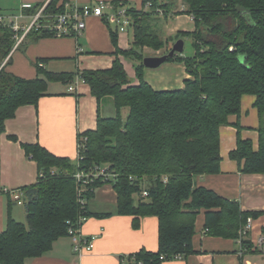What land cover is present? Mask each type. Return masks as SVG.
<instances>
[{
  "label": "trees",
  "instance_id": "1",
  "mask_svg": "<svg viewBox=\"0 0 264 264\" xmlns=\"http://www.w3.org/2000/svg\"><path fill=\"white\" fill-rule=\"evenodd\" d=\"M148 1L152 2L148 10L129 8L134 18L133 47L117 48L111 68L80 73L99 101L113 98L116 114H99L97 128L81 133L77 160L55 155L40 143H23L40 174L35 183L22 187L27 223L13 217L14 203L9 204L7 226L0 232V264H25L27 258L50 251L57 239L69 235L70 227L82 225L81 217L96 214L89 209V200L105 184L117 192V212L134 216L135 227L141 217L159 219L158 250L142 248L130 255L127 264H163L177 255L197 252L193 236L202 209L207 232L227 238L240 237L247 218L258 215L210 188L196 186L195 178L221 170L220 127L229 123L230 115H240L245 94L256 97L259 147L255 149L251 139L241 136L238 124L237 147L230 155L243 172L264 173V0H183L196 29L177 36H191L194 53L168 58L183 62L191 76L182 88L173 90H157L144 77L143 48L158 50L165 44L149 23L151 14H165L164 4L144 0V6ZM38 8L27 13L34 14ZM45 9L61 13L65 3L50 0ZM15 35L10 25L0 24V63L9 57L0 70V133L20 106L38 104L49 81L71 83L77 75L44 70L40 63L46 59L37 61L34 78L9 71L6 66L17 43ZM28 35L52 33L40 30ZM112 36L116 43L117 33ZM119 54L136 60L138 83L131 84ZM125 107L129 112L124 118ZM102 168L114 176L93 175L83 189L76 173H96ZM144 190L148 196L142 195ZM242 243L252 248L249 239Z\"/></svg>",
  "mask_w": 264,
  "mask_h": 264
},
{
  "label": "crops",
  "instance_id": "2",
  "mask_svg": "<svg viewBox=\"0 0 264 264\" xmlns=\"http://www.w3.org/2000/svg\"><path fill=\"white\" fill-rule=\"evenodd\" d=\"M106 1L125 3L143 9L144 0H61L72 5ZM165 14H151L149 23L164 40L161 49L145 47L149 55L167 53L177 41L173 36L196 29L193 16L186 12L183 0H161ZM50 0H0V14L20 15L24 26L31 22V15L23 4L47 5ZM118 3V4H119ZM116 4V3H115ZM167 29V36L164 35ZM113 32L117 33L114 42ZM20 33H23L21 31ZM28 34V33H27ZM24 36L11 53V63L6 69L25 78L38 75L37 61L46 59L40 65L50 72H75L71 83L49 81L48 89L37 105L20 106L16 115L6 120L5 131L0 133V232L5 230L10 202L13 217L17 215L16 201L10 190L35 183L39 177L37 161L29 156L23 143H40L55 155L76 161L79 154V136L90 129H96L98 115L112 116L111 107L104 109L103 102L92 94L91 88L81 76L85 69H108L117 57V48L133 47L134 26L124 32L106 19L88 17L87 26L78 36L52 35L37 37ZM184 52V50H183ZM182 52V55H185ZM131 84L139 82L135 70V60L119 54ZM43 77V75H41ZM144 77L157 90L182 88L190 78L185 64L179 61H166L157 68L145 67ZM75 90L70 91L69 87ZM256 97L245 94L241 101L240 115H230L229 123L220 127L221 170L218 173L198 175L196 186H204L219 195L239 202L242 210L257 212L253 226L247 236L252 248L243 247L238 238L211 235L205 227L206 211L202 209L196 218L193 247L197 251L187 257L166 260L163 264H264V244H259L264 236V173H246L241 164L233 159L231 151L237 147L240 134L251 139L255 149L259 147V113L255 106ZM114 103V100H113ZM125 108L122 109L124 111ZM128 109V108H127ZM129 109L124 118L128 115ZM111 113V114H109ZM15 136L17 140L13 139ZM118 195L111 184L96 189L89 200V209L96 213L88 217L81 226L85 236H95L94 247L82 253L75 252L73 239L66 235L57 239L50 251L38 257L26 259L25 264H127L130 255L142 248L156 251L159 248V219L150 215L140 218V225L133 224L134 216L117 212ZM19 204V203H18ZM98 213V214H97Z\"/></svg>",
  "mask_w": 264,
  "mask_h": 264
},
{
  "label": "built area",
  "instance_id": "3",
  "mask_svg": "<svg viewBox=\"0 0 264 264\" xmlns=\"http://www.w3.org/2000/svg\"><path fill=\"white\" fill-rule=\"evenodd\" d=\"M46 6L43 5L37 9V11L31 15V22L24 26L20 23V19L23 17V13L20 15H3L0 14V24H8L16 32L17 43L15 46L21 43L24 36L30 31H40L48 30L57 36H78L83 32L87 26V19L91 16L101 17L106 19L108 22L114 24L118 31L124 32L129 26H134V18L129 12L130 6L125 3H111L106 1H100L98 3H86L82 5H72L66 4L65 9L61 13L50 14L46 12ZM152 6V2L148 1L144 9L148 10ZM23 9L33 8L32 3L23 4ZM160 11V10H159ZM161 12V11H160ZM23 31V33H20ZM9 58V57H8ZM8 58L0 63V70L6 65ZM70 91H74L75 87L70 86ZM107 168H102L101 171H96V173H85L83 171H78L76 177L78 181H82L83 189L85 184L93 175L106 174L107 176H114L113 174L107 173ZM13 199L19 203H24V190L22 188L10 190ZM143 196H148V191L144 190ZM84 202V200H82ZM86 217L80 218V223H84ZM254 218L249 216L245 225L240 229V241L243 245V239L247 238L249 232L253 226ZM76 228L70 227L69 236L73 239V246L75 252L82 253L83 251H89L94 247L95 236H85L81 233V226ZM259 244H264V236L260 238ZM244 247V245H243ZM245 248V247H244ZM246 249V248H245ZM177 255L175 258H180Z\"/></svg>",
  "mask_w": 264,
  "mask_h": 264
},
{
  "label": "rangeland",
  "instance_id": "4",
  "mask_svg": "<svg viewBox=\"0 0 264 264\" xmlns=\"http://www.w3.org/2000/svg\"><path fill=\"white\" fill-rule=\"evenodd\" d=\"M187 6V4H186ZM188 7V6H187ZM188 9V8H187ZM159 14H163V13H159ZM192 15V14H191ZM194 18V17H193ZM164 35L167 36V29H164ZM173 39L174 40H179V39H183L184 41V54L187 55V56H191L193 53H194V48H193V38L191 36H188V35H184L180 38H177L176 35L173 36ZM171 50V49H170ZM169 50V51H170ZM168 51V52H169ZM143 52L146 56H151L149 55L150 52H148L147 50H145V47L143 48ZM167 52V53H168ZM136 61V60H135ZM103 106H104V109H108L109 107H111L112 109V113L114 114L115 112V108H114V103H113V100H109V99H106L105 102H103ZM128 109H124V111H122V116H125V114L127 113ZM111 114V113H109ZM112 115V114H111ZM136 199H138V197H136ZM16 211H17V215L20 216V219L21 222H24V223H27V213H26V206L24 204H18L16 203Z\"/></svg>",
  "mask_w": 264,
  "mask_h": 264
},
{
  "label": "water",
  "instance_id": "5",
  "mask_svg": "<svg viewBox=\"0 0 264 264\" xmlns=\"http://www.w3.org/2000/svg\"><path fill=\"white\" fill-rule=\"evenodd\" d=\"M184 41L179 39L175 42L173 47L168 53L158 56H145L143 62L146 67L157 68L168 60L169 57L174 56L176 53H181L184 50Z\"/></svg>",
  "mask_w": 264,
  "mask_h": 264
}]
</instances>
